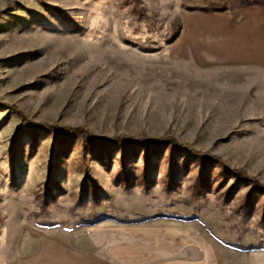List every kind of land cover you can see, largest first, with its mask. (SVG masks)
Masks as SVG:
<instances>
[{"label":"rangeland","instance_id":"obj_1","mask_svg":"<svg viewBox=\"0 0 264 264\" xmlns=\"http://www.w3.org/2000/svg\"><path fill=\"white\" fill-rule=\"evenodd\" d=\"M242 2L0 0V264H159L187 242L264 264V69L193 52L234 43ZM219 15L236 24L198 25Z\"/></svg>","mask_w":264,"mask_h":264},{"label":"crops","instance_id":"obj_2","mask_svg":"<svg viewBox=\"0 0 264 264\" xmlns=\"http://www.w3.org/2000/svg\"><path fill=\"white\" fill-rule=\"evenodd\" d=\"M241 14L244 15V18L235 28L233 44L224 48L214 40L210 45H205V42H196L198 45L193 46V52L198 62L204 64L208 60H213L224 63V65H232L242 60L252 65H260V68L264 69V7L256 3L250 4L248 7L238 9L234 17L237 18ZM234 19L219 15L218 17L203 18L198 25L221 27L232 22L236 24ZM187 37L186 32V39H188ZM206 47L208 51L205 50ZM185 246H188L185 254L183 249H179L178 252L160 255L154 262L159 264H219L216 255L209 247L206 248L200 244L194 247L190 242H187ZM100 261L108 264L103 260ZM149 263L151 262L149 261Z\"/></svg>","mask_w":264,"mask_h":264},{"label":"trees","instance_id":"obj_3","mask_svg":"<svg viewBox=\"0 0 264 264\" xmlns=\"http://www.w3.org/2000/svg\"><path fill=\"white\" fill-rule=\"evenodd\" d=\"M254 3L259 4V5L264 7V5L262 3H260V2H252V1H244V0L242 2V5L245 6V5H250V4H254ZM14 110L16 111L17 115L21 118L23 123H29V124H32L34 126H37V127L43 128V129H47V130H55V131H58L59 133H63V134L79 135L83 139L89 141L91 143L92 147H96L98 145H100V146L102 145V146L105 147L107 144L116 143V142H119V141L123 142L122 145H123L124 148L129 146V145H131L130 142L132 140H130V139L120 138V137H113L112 139L100 138V137H97V136L93 135L92 133H90L89 131H87V130H85L83 128L67 127V126L64 127V126H57V125H48L46 123H38V124H36V123L27 122V121H25L23 113L21 111L17 110L16 108H14ZM135 141L140 142L141 144H143L146 155H148L149 153H155V151L157 150L155 145H157L158 143L163 145L167 141V142H170L172 147H174L176 149L177 148L184 149L186 151L190 150V152L196 154L197 156L204 157V159H207L208 162L216 161L218 159V158H216L214 156H206V155H203L202 153H200L199 151L191 150L186 145L180 144L177 141L171 140V139H168V138H159V139L147 138V139H137ZM169 155H171V151H169ZM242 177H245V176L242 175ZM257 185H259V184H257ZM261 186L264 187L263 184ZM233 245L239 246V247L248 248V249L254 248L256 246V245H241V244H238V243H233Z\"/></svg>","mask_w":264,"mask_h":264}]
</instances>
